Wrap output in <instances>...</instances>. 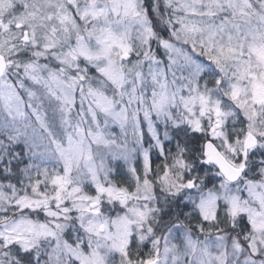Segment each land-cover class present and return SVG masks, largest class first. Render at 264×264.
Returning <instances> with one entry per match:
<instances>
[{
	"label": "snow or ice",
	"instance_id": "snow-or-ice-1",
	"mask_svg": "<svg viewBox=\"0 0 264 264\" xmlns=\"http://www.w3.org/2000/svg\"><path fill=\"white\" fill-rule=\"evenodd\" d=\"M0 264H264V0H0Z\"/></svg>",
	"mask_w": 264,
	"mask_h": 264
}]
</instances>
